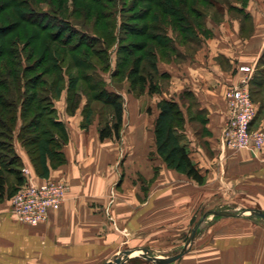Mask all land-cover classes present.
Returning <instances> with one entry per match:
<instances>
[{"label": "crops", "instance_id": "obj_1", "mask_svg": "<svg viewBox=\"0 0 264 264\" xmlns=\"http://www.w3.org/2000/svg\"><path fill=\"white\" fill-rule=\"evenodd\" d=\"M217 11L205 16V29L197 33L194 47H183V62H164L165 68H160L170 76V92L149 94L145 90L143 95H135L127 89L125 96L113 87L121 98H127L122 99L119 139H100L99 124L92 120L83 125V105L69 113L62 97L55 101V108L68 134L62 148L64 163L39 176L15 141L16 152L36 181L64 180L68 191L60 208L51 210L47 220L37 226L18 222L4 199L0 202V236H36L56 253L89 251L96 245L92 234L99 233L101 226L138 227L141 216L155 215L161 193L177 186H183L179 193L165 196H172L169 199L176 206L183 202L184 223L203 210L220 207L264 214V144L255 154L224 148L220 140L228 118L226 91L244 77L257 107L251 128L264 132V80L257 76L264 52V0L219 3ZM242 66L250 70L243 71ZM174 93L183 97V144L204 178L202 183L167 167L156 150L158 103ZM202 223L200 219L197 227ZM210 224L218 226L212 236H200L196 230L185 253L165 264H264V216L235 212Z\"/></svg>", "mask_w": 264, "mask_h": 264}, {"label": "trees", "instance_id": "obj_2", "mask_svg": "<svg viewBox=\"0 0 264 264\" xmlns=\"http://www.w3.org/2000/svg\"><path fill=\"white\" fill-rule=\"evenodd\" d=\"M93 1L95 4L99 0ZM198 1L205 5L216 4L208 0H185L183 7L179 8L180 6L167 0H133L130 5L132 8L128 11L138 7H142V10L137 17L128 16L129 20L124 21L126 24H122L120 28L126 33L124 35L128 33L129 36L136 35L141 39L136 42H121L118 45L116 69L111 73L116 76L120 69L119 74L129 78L128 89L135 95H140L145 90L149 94L160 92L162 77L169 78L168 73L159 72L157 69L158 63L168 62L175 51V44L170 40L167 28L184 34L182 39H185V43L191 41V37L198 32L204 31L203 12L196 8ZM29 3L30 0H0V202L13 195L25 181L21 172L24 163L14 146L16 140L26 151L39 176H46L50 167L65 162L62 148L68 141V134L64 122L56 116L54 104L62 89L66 88L68 94L69 113L79 107L84 91L88 94L89 98L82 108L85 118L83 125L93 120L86 116L92 101L105 106L109 118L99 120L100 139H119L123 125V101L121 95L113 90L114 80L105 83L104 80H85L88 73L79 77L82 80H65L66 73L61 64L70 55L74 64L68 62L66 66L77 68L78 73L81 69H88L92 64L87 60L88 57L99 58L103 51L84 39L88 37L97 42L96 44L112 43L115 33L103 30L99 21L113 17L116 10L104 13L101 4L89 6L88 15L94 17L96 23L92 26L94 32L91 34L82 28H76L78 22L75 25L64 19L65 14L32 10ZM123 7L117 14L125 13L127 9L126 6ZM130 21L143 23L131 24ZM104 24L108 29L116 27L111 22ZM45 30L52 37H49L52 43L62 42L66 47L64 54L60 55L52 48V44L47 45ZM65 30L70 35L80 34L83 37L73 46L67 38L68 34H64ZM126 40L127 38L122 39ZM27 47L30 50L26 51ZM78 54L80 58L77 57ZM158 107L160 111L154 126L158 155L167 167L184 172L202 183V174L191 161L185 145L181 143L184 116L180 105L173 99H163Z\"/></svg>", "mask_w": 264, "mask_h": 264}, {"label": "rangeland", "instance_id": "obj_3", "mask_svg": "<svg viewBox=\"0 0 264 264\" xmlns=\"http://www.w3.org/2000/svg\"><path fill=\"white\" fill-rule=\"evenodd\" d=\"M169 2H172L173 4H176V6H180L179 8L183 7V2L185 0H167ZM215 2L216 4H207L200 3L199 1L196 3V8L203 12V19H205V16L207 14L217 13V8H219V3H224L223 0H208ZM235 0H226L225 2H230ZM97 3L94 4L93 0H30L31 4L30 8L32 10H41L44 12H51L53 11L56 14H65L63 17L64 19H67L72 24H77L76 28H82L83 30L87 31L88 33L94 32L92 30V26H95V19L92 16L88 15V7L98 6L102 5L103 12L104 13H111L109 10L114 11L115 15L113 17H106L101 19L100 27H102L103 30L108 31L110 33H115L113 36L115 37L112 43L107 44H96L97 42H93L88 37L84 39L87 43L95 44L94 46L97 49H100L103 51L98 57L89 58L88 61H91L92 64L89 65L88 69H81L80 73H78L77 68L74 69L69 68L66 66L68 62L70 64H74L71 59L70 55L67 56L65 61L62 64L63 71L65 74V80H82L79 77L83 73H88L89 76L85 80H104V83L108 80H114V89L118 92H123V94L126 96V93L128 92L127 89L129 88V78H126L125 76H121V71L118 69V75L114 76L112 73L116 69L117 64V47L118 45L123 43H129V42H136L141 39V37H138L136 35L129 36L124 35L126 33L122 32L120 26L122 27V24H126L124 21L129 20V17L131 15L134 17H137V15L141 12L142 7H138L135 10H129L130 5H132L133 0H105V1H96ZM125 4V5H123ZM129 4V5H128ZM227 4V3H226ZM229 4V3H228ZM123 6H126L125 13H122V15L117 14L119 11L123 10ZM143 6V5H142ZM195 6V5H194ZM191 8V7H190ZM25 9V6H22V10ZM29 9V8H28ZM102 10V9H101ZM60 14V15H61ZM112 14H114L112 12ZM62 16V15H61ZM60 16V17H61ZM115 16V20H114ZM201 21V19L199 20ZM45 22L46 19H45ZM104 22H111L116 27L112 29H108V27L105 26ZM204 22V21H203ZM2 22H0L1 24ZM131 24H141L143 21H130ZM183 24V23H182ZM52 26V25H51ZM64 26V25H63ZM67 27V25H66ZM117 28V29H116ZM137 29V28H136ZM167 33L169 34L170 40L173 41L175 44V51L171 54V59L169 61H178L183 62V50L186 47L187 50L194 47V43L196 41V35L194 37H191V41L193 44H190V42L185 43L184 34H180L179 30L171 31L170 29H166ZM67 30L64 31V34H68L67 38L70 39L69 41L73 46L76 45L75 42L77 40H81L83 36L80 34H75L74 36L70 33H66ZM45 36V42L47 45L50 46L52 44V48L54 50L56 49L58 53L64 54L65 53V46L62 45V42L52 43L49 39L52 38L49 36L48 31H44ZM188 36V35H186ZM127 38L126 41H122V39ZM63 41H66V39H60ZM179 42V43H178ZM184 43V44H183ZM85 47V46H84ZM30 50L29 47L26 48V51ZM186 51V50H185ZM175 53V54H174ZM79 57V54L77 56ZM105 59V60H104ZM79 60V59H77ZM104 60V61H102ZM167 61V60H166ZM168 61V62H169ZM262 64L259 66V70L257 71V76L260 80H264V56L261 58ZM164 62L158 63V71H161V69L165 68ZM160 65V67H159ZM161 68V69H160ZM80 70V69H79ZM113 71V72H112ZM112 72V73H111ZM112 75V79H111ZM76 76V77H75ZM83 76V75H82ZM78 77V78H77ZM117 80H123V81H117ZM159 80V79H158ZM162 87L161 91L170 92L171 89V83H170V76L162 77ZM78 84H82L81 82H78ZM81 89H79L80 91ZM160 91V92H161ZM67 91L66 88L62 89L58 97L54 100H59L66 102L67 104ZM143 95V94H142ZM150 96V95H149ZM65 97V99H64ZM143 97V96H142ZM88 94L86 91L82 94L81 98V105L84 106V103L87 102ZM144 98L147 100H150L148 96L144 95ZM173 100H177L183 110V97L177 96L176 93L172 94L170 97ZM123 101H126V97L122 98ZM156 100V99H155ZM151 103H153V100H150ZM150 103L149 101H145V103ZM127 103V102H126ZM128 105V104H127ZM83 108V107H82ZM150 110V109H149ZM86 116L90 119H93L97 124L99 123L100 118L105 120L109 118V113L106 111L105 106H103L101 103H98L96 101H92L89 108L87 109ZM83 115V111H82ZM85 118L83 117V121ZM82 121V122H83ZM183 143V131H182V142ZM162 159V158H161ZM167 166V165H166ZM172 169V168H171ZM180 172V171H178ZM182 173V172H180ZM183 187V186H182ZM182 187H174L173 190H169V194H176L179 193L178 191ZM179 188V189H178ZM178 189V190H177ZM168 193L162 192V197L157 200V207L155 209V215L154 214H145L144 216H141L139 221L140 225L133 226L131 225H123L120 226L119 224H106L104 226H101L102 229L98 232H93L92 234V244H96L95 246H92L89 251H84L79 253L73 252L70 249L67 251V253L58 252L56 253L54 250V247L49 248L44 246L45 241L42 239L39 241L38 237L36 236H0V264H104L107 261L113 260V256L117 253H123L125 250H137L138 248H146L147 252H144L143 255L137 253L136 256L129 259L125 264H155L153 260H149L148 257H155V258H161V257H167L171 256L173 254H176L180 251H182L185 248H189L193 241L188 242V237L192 231V229L196 226L197 222L202 219L204 220V223L199 225L197 227V233H199L200 236H212L216 232V227H212V222L219 219V217L223 215H217L214 212L215 211H226V212H233V213H243L245 215L249 216H259V214L254 213L253 211H256L254 209L246 210V209H232V208H223L220 207L218 209L213 210H203L201 213H198L196 216H193L190 218V220L186 223H184L186 220L183 218V202L181 206H176L173 199H169L172 196ZM181 194V193H180ZM182 196V195H180ZM170 201V203H168ZM170 205V207H169ZM34 229V227H31L29 229L31 232ZM101 238V239H100ZM97 242L104 244L107 243V246L99 245ZM70 252V253H69ZM79 253V254H78ZM71 254V255H70ZM73 254V255H72ZM42 255V256H41Z\"/></svg>", "mask_w": 264, "mask_h": 264}, {"label": "built area", "instance_id": "obj_4", "mask_svg": "<svg viewBox=\"0 0 264 264\" xmlns=\"http://www.w3.org/2000/svg\"><path fill=\"white\" fill-rule=\"evenodd\" d=\"M240 69L249 71L250 67L242 66ZM248 82V78L244 77L239 84L226 91L228 118L220 140L224 148L245 149L256 154L264 144V132L251 128L257 107ZM21 172L25 181L8 198L9 210L18 222L37 226L47 220L51 210L60 208L67 194L68 184L59 179L36 181L26 165H23Z\"/></svg>", "mask_w": 264, "mask_h": 264}, {"label": "water", "instance_id": "obj_5", "mask_svg": "<svg viewBox=\"0 0 264 264\" xmlns=\"http://www.w3.org/2000/svg\"><path fill=\"white\" fill-rule=\"evenodd\" d=\"M254 213H257L261 216H264L263 213L259 212V211H253ZM217 215H233L234 213L232 212H226V211H215L214 212ZM197 225L192 229L189 237H188V242L192 241L194 239V236L196 234V230H197ZM187 250V248L183 249L182 251L173 254L171 256H167V257H161V258H155V257H148L149 260H153L155 263L157 264H165V263H169L172 262L173 260L177 259L178 257H180L183 253H185V251ZM144 252H147L146 248H138L137 250H125L123 253H117L113 256V260L111 261H107L104 264H125L129 259L133 258L134 256L137 255V253L143 255Z\"/></svg>", "mask_w": 264, "mask_h": 264}]
</instances>
